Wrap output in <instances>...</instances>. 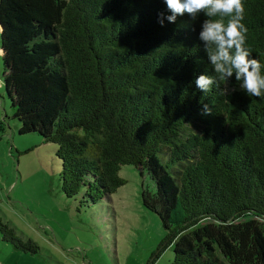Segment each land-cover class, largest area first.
<instances>
[{
	"label": "trees",
	"instance_id": "1",
	"mask_svg": "<svg viewBox=\"0 0 264 264\" xmlns=\"http://www.w3.org/2000/svg\"><path fill=\"white\" fill-rule=\"evenodd\" d=\"M160 12L170 15L163 0H0L19 135L57 146L62 190L84 191L82 203L126 185L124 166L147 172L155 190L142 203L168 232L173 264H264V97L235 77L230 95L223 82L198 90V75L216 76L199 40L206 17L161 26ZM243 23L264 65V0H245ZM0 230L37 253L1 220Z\"/></svg>",
	"mask_w": 264,
	"mask_h": 264
},
{
	"label": "rangeland",
	"instance_id": "2",
	"mask_svg": "<svg viewBox=\"0 0 264 264\" xmlns=\"http://www.w3.org/2000/svg\"><path fill=\"white\" fill-rule=\"evenodd\" d=\"M2 79L0 56V220L38 250L16 248L0 230V264H173L168 232L142 203L143 189L155 190L149 174L124 166L127 184L108 199L82 203L84 191L68 198L57 146L19 135Z\"/></svg>",
	"mask_w": 264,
	"mask_h": 264
},
{
	"label": "clouds",
	"instance_id": "3",
	"mask_svg": "<svg viewBox=\"0 0 264 264\" xmlns=\"http://www.w3.org/2000/svg\"><path fill=\"white\" fill-rule=\"evenodd\" d=\"M170 15L158 14V22L164 26L165 19L175 23L178 16L187 14L193 21L201 15L199 40L203 44L209 63L216 76L198 75L195 86L202 93L224 83L223 92L230 95L228 81L235 77L239 89L248 96L264 97V65L251 53L247 44L248 28L245 19V0H163ZM211 111L205 105L202 114Z\"/></svg>",
	"mask_w": 264,
	"mask_h": 264
}]
</instances>
